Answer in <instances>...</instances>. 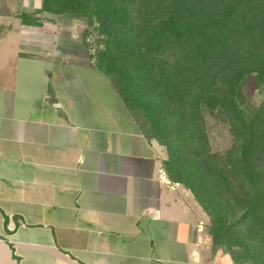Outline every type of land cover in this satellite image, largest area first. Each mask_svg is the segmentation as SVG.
<instances>
[{"label":"crops","instance_id":"crops-1","mask_svg":"<svg viewBox=\"0 0 264 264\" xmlns=\"http://www.w3.org/2000/svg\"><path fill=\"white\" fill-rule=\"evenodd\" d=\"M42 2L0 10V264H235L105 72L19 17Z\"/></svg>","mask_w":264,"mask_h":264},{"label":"trees","instance_id":"trees-1","mask_svg":"<svg viewBox=\"0 0 264 264\" xmlns=\"http://www.w3.org/2000/svg\"><path fill=\"white\" fill-rule=\"evenodd\" d=\"M55 1L43 0L40 8L23 10L19 17L39 26L41 20L32 14L62 12L53 6ZM71 1L90 7L93 3L115 42L98 68L105 72L110 66V74L122 60L131 63L113 84L130 111L144 112L146 124L135 117L148 139L167 149L162 165L170 180L190 189L208 213L214 251L225 250L238 264H264V101L255 105L243 93L249 75L258 87L264 86V0H168L167 6L164 0H150L143 3L148 20L141 22V31L132 27V36V0ZM255 25L261 34L250 46L260 43L261 54L240 56L230 37ZM133 79L144 80L146 87ZM160 91L173 99L169 111L159 101ZM205 108L230 125L235 139L230 148L212 149Z\"/></svg>","mask_w":264,"mask_h":264},{"label":"rangeland","instance_id":"rangeland-1","mask_svg":"<svg viewBox=\"0 0 264 264\" xmlns=\"http://www.w3.org/2000/svg\"><path fill=\"white\" fill-rule=\"evenodd\" d=\"M59 1H63L64 5L58 6L57 3ZM149 1L150 0H132L129 3L126 2L129 5L128 18L130 19L131 24L128 28L131 36L133 35L132 27L134 29L139 28V30L141 31L139 27L141 25V22H145L148 20V14H147L148 12L144 10V9L148 10V7L143 3L146 4ZM167 1L168 0H164L163 5L167 6ZM74 3L75 2L71 0H56L53 6L61 8L62 12L45 11L42 12L41 14H32V15L33 17H35V19L41 20V25L37 26L38 28H43V26L46 23H49L52 24L54 28H57L58 30L64 33L65 40L62 39V41H64L66 50H69L68 56L87 59L88 61H91L93 64L97 65L99 61L102 60V57H106L107 60L108 52L113 49L115 42L113 41V38L109 37V34L104 29L105 28L104 24L99 22L96 16V11L92 8L94 6L93 3H91L92 7L84 6L83 4L80 3H75V4ZM20 6H21V0H0L1 11L10 10L11 8L14 7L20 8ZM244 12L245 9H242L240 11L241 14ZM19 14L20 13H18V15ZM128 28H126L124 32L128 31ZM260 34H261V29L258 27V25H255L252 28H249L247 30V33L245 34L241 33L230 37L231 40H234L231 46H234L233 49H236V51L240 53L239 54L240 56L249 57L250 51L253 52L255 55L258 53L261 54L262 49L260 43L257 42L252 47L250 46V43L252 42V38L259 39ZM232 54L235 53L233 52ZM130 64H131L130 62L128 61L125 62L124 60H122L121 63L117 65V68L110 69L111 72L110 74H108V69L110 66L104 68L105 74L111 79L112 83L114 81H120L119 80L121 74L120 70L126 71L124 70L125 66L126 69L129 70V67H131ZM127 73L131 74L130 71ZM125 76L127 75L125 74ZM122 81H129V79L122 78L121 82ZM132 81L136 82L135 79H133ZM136 83L137 86L144 88L146 87L147 82L145 83L144 80H141ZM243 93L246 100L252 102L255 105H259L264 101V86L261 88L257 86L254 75H249L243 81ZM121 97L124 100L126 106H128L126 97L123 98L122 95ZM144 98L148 101V92L144 93ZM158 98L159 101L161 102L162 107H164L166 110L169 111L170 105L173 104L172 102L173 99L170 97V94L168 93L163 94L160 91V93L158 94ZM133 115L138 118L141 124H146L145 122L148 121L144 112H138L137 115L133 113ZM204 120H205L204 124L207 129L206 131L209 134L211 147L214 151L217 152V151L226 150L227 148H230L234 144L235 139L232 134L230 125L227 122L222 120V118L214 116V114L211 111L207 110L206 108L204 110ZM145 127L143 126V128ZM149 131L152 132V129L148 124V133ZM163 149H164L163 157L166 158L168 157L167 149L166 148ZM227 250L229 252V249ZM239 264H253V263L248 261Z\"/></svg>","mask_w":264,"mask_h":264}]
</instances>
